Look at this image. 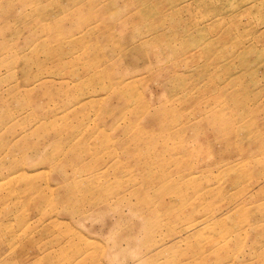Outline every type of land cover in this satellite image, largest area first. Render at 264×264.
Listing matches in <instances>:
<instances>
[{
	"label": "rangeland",
	"instance_id": "1",
	"mask_svg": "<svg viewBox=\"0 0 264 264\" xmlns=\"http://www.w3.org/2000/svg\"><path fill=\"white\" fill-rule=\"evenodd\" d=\"M110 1L0 0V264H264V0Z\"/></svg>",
	"mask_w": 264,
	"mask_h": 264
},
{
	"label": "bare ground",
	"instance_id": "2",
	"mask_svg": "<svg viewBox=\"0 0 264 264\" xmlns=\"http://www.w3.org/2000/svg\"><path fill=\"white\" fill-rule=\"evenodd\" d=\"M8 1H10V0H8ZM116 1H117V0H111L110 2L115 3ZM106 5H107V4H106ZM106 5H104V6H106ZM127 9H128V7H127ZM62 38H64V37H61V39H62ZM59 39H60V37H59ZM61 39H60V40H61ZM60 40H59V41H60ZM119 84H121V83L118 82V83L116 84V87L112 85L111 88H114V90H115L116 88H118V85H119ZM50 158H51V160H52V159H54L55 157H54V155H53V156H51ZM17 174H18V171H17V172H12V174L9 175V176H10V180H13L14 178H16ZM7 178H8V177H7ZM3 180H4V179L0 180V183H2L1 181H3ZM8 180H9V179H8Z\"/></svg>",
	"mask_w": 264,
	"mask_h": 264
}]
</instances>
